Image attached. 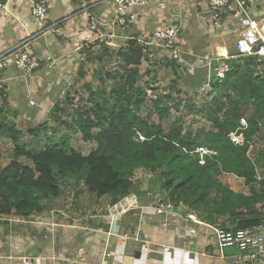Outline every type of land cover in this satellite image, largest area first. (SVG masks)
I'll list each match as a JSON object with an SVG mask.
<instances>
[{"label":"trees","instance_id":"16d2710c","mask_svg":"<svg viewBox=\"0 0 264 264\" xmlns=\"http://www.w3.org/2000/svg\"><path fill=\"white\" fill-rule=\"evenodd\" d=\"M138 37L133 34L118 49L123 67L108 73L110 89L103 78L97 88L88 84L91 90L86 106L69 102L74 107L69 113L70 120L65 118L69 111L64 101L57 102L53 110L55 123L31 126L30 140H22L23 131L16 122L1 120L10 106L6 87L0 90V131L9 132L14 143L9 163L0 165V215L27 217L43 212L47 208L45 200L66 192L60 181L73 179L76 186L83 185L77 196L87 191L97 198L108 196L110 203L116 204L131 193H144L160 205L183 204L211 223H217L219 216H226L219 223L226 229L252 226L263 219L264 214L255 211L258 203L264 204V190L255 187L261 178L253 156L248 154L249 142L234 144L229 133L245 118L249 125L245 130L248 140L254 135L264 136V56L228 59L231 68L222 81L211 74L209 83L216 88V96L199 108L180 97L179 83L190 79L188 76L194 69L180 78L173 62L169 66L175 79L169 91L153 98L149 96V85L157 82L156 71L151 69L156 59L148 62L150 69L146 73L151 77L142 84L141 65L146 53ZM101 43L109 49V44L95 40L84 44L82 53L89 45ZM235 51L238 54L236 47ZM86 56L93 62L90 59L94 56ZM195 83L200 82L195 80ZM143 107L152 109L145 115ZM173 107L178 111L183 107L191 113H203L213 127H201L193 132L178 118L166 129L162 122L153 119L158 114L161 121ZM70 130L80 131L87 141H96L97 147L86 155L73 148ZM140 134L145 138L140 139ZM199 146L215 149L217 153L207 155L205 164H201L195 152ZM139 169L153 174L149 188H141L134 178ZM214 170L233 174L247 185H254L251 193L237 192L214 180Z\"/></svg>","mask_w":264,"mask_h":264},{"label":"crops","instance_id":"0c3cea01","mask_svg":"<svg viewBox=\"0 0 264 264\" xmlns=\"http://www.w3.org/2000/svg\"><path fill=\"white\" fill-rule=\"evenodd\" d=\"M5 2L7 7L0 9V49L16 44L38 29V24L31 21L29 16L31 1L5 0ZM87 2L89 5L85 10L83 5L73 0H53L49 9V23L53 25V29L37 38L34 45L46 64L53 59H56V63L38 69L33 78L28 80V84L30 83L27 84L28 87L13 64L6 70L5 90L7 104L10 110H13L11 119L17 121L16 118H20L21 114L17 112L34 111L28 116V120L33 121L34 125L43 122L53 124L54 120L47 117L48 112L55 110L57 102L62 104L64 94L77 92L84 86L82 82L87 78L84 71L94 62L87 60L81 49L84 44L94 41L86 42L87 38L79 29L87 24L86 13L98 21H108L113 17L111 14L113 15L114 11L113 0ZM192 2L194 3L193 0H149L147 5L136 8L139 11V19L130 34L124 33V28L101 27L100 32L106 34L107 44L121 46L133 34L140 37L148 35L168 22L165 14L168 18L170 13L174 15V19L186 21V16L193 7ZM206 2L207 0L199 1L198 5H202L203 9ZM195 5L197 11L198 5ZM51 11H55L56 15L51 17ZM200 12H197L200 23L198 35L202 39L194 46L186 44L189 51L194 56L208 51L227 54L229 46H224L225 40L221 41L224 32H213L207 25V19ZM110 33H113V36L108 38L107 35ZM95 36L97 33H94L93 37ZM115 37L119 42L114 41ZM155 62L153 68L163 67L166 71L172 70L171 66L162 64L159 56ZM211 71L213 75V70ZM15 84H21L28 89L29 95L26 96L28 100L25 97L22 99L23 108L18 107L16 97L15 99L9 97L8 91ZM21 93L23 94L22 89ZM30 99H34L35 103L31 104ZM68 106L67 103L66 107ZM0 155H3L1 148ZM137 195L138 204L144 208L126 212L114 223L111 229L113 235L109 239L114 255L109 264H252L248 254L236 247L229 246L221 252L217 248L215 236L205 224L209 221L202 219L198 214L200 222L189 220L186 217L190 210L187 206L183 204L176 206L172 202L168 206L161 204L168 207L171 212L158 215L154 207L159 205V202L144 193ZM65 196L68 198L66 192L59 197L45 200L47 208L43 212L27 217L12 214L8 215V218H13L12 221L0 220V264L101 263L102 252L108 241L106 231L110 229V214L107 210L110 198L93 196L96 198L94 205L90 206L93 213L85 214V206L80 198L71 201L72 197L66 200ZM56 204L57 207L61 206L66 210V215L45 217ZM100 207L102 210H99ZM53 221L58 224H52ZM125 234L137 236L139 239L124 238ZM164 245L170 249L165 250ZM256 264H264V261Z\"/></svg>","mask_w":264,"mask_h":264},{"label":"built area","instance_id":"2783aa9c","mask_svg":"<svg viewBox=\"0 0 264 264\" xmlns=\"http://www.w3.org/2000/svg\"><path fill=\"white\" fill-rule=\"evenodd\" d=\"M32 3L30 11V19L38 24V29L34 33L26 35L16 44L0 49V90L5 88L6 79L5 72L13 64L20 72V75L26 80L33 78L35 72L43 66H53L56 59L51 60L46 64L38 55L35 49V41L40 36L52 31L53 25L49 23V9L53 0H29ZM74 2L83 5L87 10L89 3L87 0H73ZM149 3V0H113L114 16L108 21H98L90 14H87V24L80 28V33L85 36L86 42L105 40L106 34L101 31V27L108 28H126L133 27L139 19L138 6H144ZM264 0H207L206 5L200 12L207 19V25L213 32L230 33L234 30V26L241 30L240 37L235 43L237 56L259 55L264 56ZM7 2L0 0V9H5ZM58 23H55L57 25ZM184 24L181 19H173L170 22H165L157 27L148 35L139 36L138 40L145 45V58L143 62L154 61L157 56L160 57L163 65H169L171 62L175 64V73L177 77H184L193 68L209 67L213 70L215 78L220 82L225 78L226 73L230 70L228 59L234 57L228 54H220L213 52H205L199 55H192L183 40ZM97 33V36H94ZM108 38L113 36V33L107 35ZM93 37V38H92ZM90 38V40H89ZM107 40V39H106ZM107 42V41H106ZM160 54V55H159ZM30 85V83L28 84ZM30 103L34 104V99H30ZM248 122L245 118L240 119V126L229 133V138L234 144H243L249 142L248 154H251L256 147L264 145V136L254 135L253 139L248 140L245 130L248 128ZM140 139L145 137L140 134ZM195 152L198 154L199 162L205 164L206 156L216 154L215 149L207 146H199ZM127 196L134 197L133 201L126 200V207L123 213L120 212L122 201L116 204H108L107 210L110 214V229L106 231L108 241L104 249L101 264H109V260L113 258V250L110 248V237L113 235L112 227L118 217L126 212L134 209H143L144 206L138 204V198L135 194ZM125 196V197H127ZM130 202V203H129ZM120 206V208H119ZM158 215L171 212L168 207L157 205L154 207ZM171 214V213H170ZM57 215H60L57 213ZM56 215V216H57ZM66 215V212L63 214ZM186 217L189 220L200 222L197 213L188 211ZM1 220H13L8 218V215H0ZM53 222L52 224H55ZM204 223V222H203ZM215 236V242L219 250L224 251L226 247H236L249 256L252 264L264 261V217L263 219L252 226L239 227L236 229H226L221 225L214 223H205ZM124 238H135L128 234ZM165 250H169V246H163Z\"/></svg>","mask_w":264,"mask_h":264},{"label":"rangeland","instance_id":"374dc122","mask_svg":"<svg viewBox=\"0 0 264 264\" xmlns=\"http://www.w3.org/2000/svg\"><path fill=\"white\" fill-rule=\"evenodd\" d=\"M194 3L192 2V10L190 13H188V15L186 16V21H182L184 24V33H183V40L185 42V44L190 45V46H194L198 43V40H201L202 37H199L198 33L200 32L198 25L199 23V16L197 15V12L202 10V5H198L199 1L202 0H193ZM197 4V8L198 10L196 11V9L194 8ZM264 7V4H263ZM61 9V8H60ZM56 13L55 11H51V17H53V15ZM115 11H113V15L111 14V16H114ZM161 14V13H160ZM166 19L169 20V22L171 20L174 19V15L169 13V17L168 18L165 14ZM234 30L230 33H223V36L221 37V41H224V46L226 45L228 47V55L234 56L233 58L237 59L239 58V56H237L236 51H235V43L237 41L238 35H240L241 30L238 29L236 26L233 27ZM132 31V27H126L123 29V32L126 34H130ZM118 32V31H117ZM218 33H222L221 31ZM106 38V37H104ZM99 41L104 42L106 44V41L108 40H101L99 38ZM114 41L119 42L117 37L114 38ZM107 45V44H106ZM90 47L87 49L86 47V51L83 53L89 56H94L93 59V64L90 65L89 69L84 71V75L87 74V78H84V81L82 82V84H84V86L79 89L77 92H73L70 93L68 96L67 94H64L63 100L64 104L67 103L69 104V102L73 101L74 106H86L85 103L88 101V95L89 92L91 90V88L88 87V84L90 87L93 88H97V86L100 84L102 78L104 80H106L105 85L107 86L108 89H110L111 87V78H108V73H110L112 70H117L118 68L123 67L122 61L121 59L118 57V49L120 48V46H111L108 45V50L106 49L107 47L103 46V43L98 45H89ZM216 53H220V54H224L221 52H216ZM226 54V53H225ZM95 56H97L98 58H95ZM87 57V56H86ZM98 61V62H97ZM147 62H143V64L141 65L142 68V73H143V81L142 84L145 82L144 79L145 78H150L151 75H148L146 73L147 69H150V67H147ZM97 66L99 67V70L97 68ZM152 70L156 71V80L157 82L151 86L149 85L148 87V94L151 98L155 97L156 95H160V94H165L169 91L170 86H171V82L172 80L175 79V75L173 73V71L170 69L169 71L164 70L163 67H159V68H153L151 67ZM194 69V73H192L193 71H190L189 74V78L187 81H181L179 83V88L181 90L180 93V97L184 98V100H186V102H194L195 104L198 105L199 108H202L204 106V103H206L207 101H210L211 98H214L216 96V88H214L212 85H210V77L212 74L211 69H209V67H204V68H193ZM147 74V75H146ZM22 81L24 82V84L26 85V87H28V80H26L24 77L21 78ZM150 80V79H149ZM195 80L199 81L200 83H198V85L195 83ZM21 89L23 90V94L21 93ZM28 89L25 87H22V85H18L15 84L14 87H11L8 91L9 97L12 99H15L14 97H16L17 101H18V107L19 108H23V101L22 99L25 97L26 100H28L26 98L27 95H29ZM74 90V88H73ZM72 92V91H71ZM175 94L177 95L178 93L175 92ZM33 95V94H32ZM34 97V95H33ZM72 98V100H71ZM74 98V100H73ZM206 101V102H205ZM62 102V101H61ZM70 102V103H71ZM72 104V105H73ZM68 111L66 112V116L65 118H67V120H70L72 118V115H69V113L72 111V108H74L73 106L70 107L68 106ZM152 109V107L146 108L143 107V114L146 115V113L148 112V110ZM12 110V109H11ZM8 110L6 111V115L5 113H3L4 117L1 118V120H6V121H14L16 122L22 129L23 134H22V140H30V135L31 133L28 131L31 126H35L33 124V121H29L28 120V116H30V114H33V112H17L20 113L21 116L20 118H16L17 121H15L14 119H11L10 117L13 115V110ZM52 114V115H51ZM73 116H75V113H73ZM50 120H54L53 124L56 121V118L53 111H49L48 112V116H47ZM180 119V123L184 124V126L189 129L192 130L193 132H196V129H199L201 127H205L207 129H211L213 127L212 121L208 120L207 117L203 114V113H197L195 114L194 112H188L186 111V109H184L182 107L181 111L177 110L176 108H172L170 113L168 115L165 116L164 119L159 118L158 114H154V120L156 122H162V124L166 127V129H169L170 126L175 122L176 119ZM178 121V120H176ZM50 124V123H49ZM72 132V146L73 148L77 149L78 151H80L83 154H88L90 153L93 149H95L97 147V142L92 140V141H87L83 138L82 133L80 131H71ZM0 148L3 151V155L0 156V165L1 166H5L9 163L10 159H11V155L13 153V149H14V143L11 140V137L9 135V132L6 131H0ZM8 155V156H4V155ZM251 155L254 158L255 164H256V168L258 171V177L261 178L260 179V183L257 182L255 187L256 189H260V190H264V146L262 147H258L256 148L253 152H251ZM58 175V173H57ZM213 175V179L217 180V181H221L223 182V184L229 185L230 187H232L235 191L240 192V193H244V194H250L252 187L254 186H250L247 185L244 181V179L237 177L233 174H223L221 172H217V171H213L212 172ZM59 176V175H58ZM153 174L146 169H139L135 172V179L139 182V185L141 188L145 189V188H149L150 184H151V180H152ZM60 180V179H59ZM60 183H62L67 189H66V195L68 196V198H71V201H74L75 199L80 198V200L83 203V206H85V210L84 213H93V211H91L90 206L94 205V200L96 199L95 197H93V195H91L89 192L87 191H82L81 193H79V195L77 196V190L79 189V187H83L82 186H76L75 181L73 179H63L60 181ZM81 189V188H80ZM133 195V194H132ZM66 200L68 199L65 196ZM130 199V201H133L134 197L132 196H127V197H123L120 201H122V206L120 208V212L123 213L124 208L126 207V200ZM130 203V202H129ZM85 204V205H84ZM87 205V206H86ZM146 209V208H145ZM99 210H102L101 207L99 208ZM246 210V209H243ZM255 211L258 212L259 215L264 214V204L263 203H258V205H256ZM66 212L65 209H62V207H57V204L55 205L54 208L50 209V211L47 212L46 216H56L57 213L60 214V216H64L63 214ZM72 214V213H71ZM59 216V215H58ZM218 218H221L223 221L224 218H226V216H219ZM1 220V219H0ZM3 221V220H2ZM220 220L217 221V223L214 224H219V222H221ZM54 222V221H53ZM81 223V222H79ZM58 224V223H55ZM137 237V236H136ZM104 254V252H102ZM103 257V255H102ZM102 262V259H101ZM101 264V263H100Z\"/></svg>","mask_w":264,"mask_h":264}]
</instances>
